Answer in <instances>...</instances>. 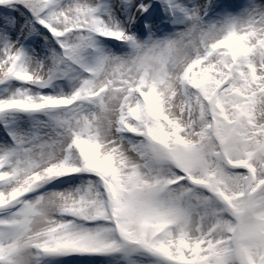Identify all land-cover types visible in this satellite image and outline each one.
I'll list each match as a JSON object with an SVG mask.
<instances>
[{
	"label": "snow or ice",
	"instance_id": "obj_1",
	"mask_svg": "<svg viewBox=\"0 0 264 264\" xmlns=\"http://www.w3.org/2000/svg\"><path fill=\"white\" fill-rule=\"evenodd\" d=\"M0 264H264V0H0Z\"/></svg>",
	"mask_w": 264,
	"mask_h": 264
}]
</instances>
